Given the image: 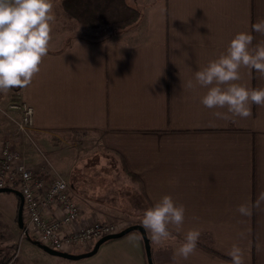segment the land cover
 Listing matches in <instances>:
<instances>
[{"label":"crops","instance_id":"1","mask_svg":"<svg viewBox=\"0 0 264 264\" xmlns=\"http://www.w3.org/2000/svg\"><path fill=\"white\" fill-rule=\"evenodd\" d=\"M75 1L67 0L70 12ZM141 12V24L121 30L122 38L50 46L28 87L0 93V135L13 92L33 108L35 141L62 169L84 223L142 226L143 212L164 195L183 204L185 223L174 239L155 245L145 230L153 264H231L233 244L244 264H264V106L252 105L247 119L218 118L200 103L206 88L185 86L236 33L251 32L254 45L264 41L252 32L264 19V0H147ZM241 77L264 87L254 71L242 69ZM73 137L96 152L65 151ZM104 196L113 204L97 202ZM242 204L250 216L237 211ZM191 228L201 229L196 252L173 261ZM57 259L147 264L138 233L87 259Z\"/></svg>","mask_w":264,"mask_h":264},{"label":"clouds","instance_id":"2","mask_svg":"<svg viewBox=\"0 0 264 264\" xmlns=\"http://www.w3.org/2000/svg\"><path fill=\"white\" fill-rule=\"evenodd\" d=\"M54 23L53 0H0V93L26 88L32 83L49 53ZM252 32L264 36V19L252 25ZM254 39L251 32L236 33L226 51L196 71L194 80L185 85L189 89L206 88L200 103L215 109L213 115L218 118L247 119L252 116V105L264 106V87L250 88L239 83L242 69L254 71L264 79V41L254 45ZM237 211L242 216L252 214V208L246 204ZM185 214L183 204H178L171 195H164L143 212L141 223L152 242L163 245L174 239L173 229L176 233L182 231ZM200 236V228L189 229L175 249L173 261L187 260L193 255ZM228 255L231 264H244V253L238 244L232 245Z\"/></svg>","mask_w":264,"mask_h":264},{"label":"rangeland","instance_id":"3","mask_svg":"<svg viewBox=\"0 0 264 264\" xmlns=\"http://www.w3.org/2000/svg\"><path fill=\"white\" fill-rule=\"evenodd\" d=\"M145 1L147 0H76L70 12L67 0H53L55 23L52 26L50 46L63 48L75 38L91 41L122 38L126 32H120L121 30L131 28L129 25L135 23L136 25L141 24V11H143ZM137 34L140 36V33L137 32ZM19 103L23 102H20L11 92L10 100L3 106L2 111L5 112L7 124L3 131L5 133L0 135V149L2 143L9 140L16 153L30 169L39 171L41 167H47L53 176H59L68 182L63 176L62 169L53 164L47 153L35 141L34 133L28 131L27 135H24L17 131L16 124L20 119V112L11 107ZM69 141L70 144L65 151L74 150L87 154L96 152V149L90 145L85 144L84 146L78 138L73 137ZM38 149H40L39 152ZM110 195L116 196L115 193ZM96 200L104 205L114 202L109 196L100 199L96 197ZM17 207L18 200L14 194L0 193V264H58L59 259L39 250L32 243L33 239L21 237L16 225ZM103 222L112 223L120 229L127 227L116 221Z\"/></svg>","mask_w":264,"mask_h":264},{"label":"built area","instance_id":"4","mask_svg":"<svg viewBox=\"0 0 264 264\" xmlns=\"http://www.w3.org/2000/svg\"><path fill=\"white\" fill-rule=\"evenodd\" d=\"M11 108L20 112L17 131L27 135L32 131L33 108L24 103ZM3 188L15 190L22 197L21 237L31 238L54 251L85 253L103 236L122 230L112 223L82 222L81 210L71 198L67 181L53 176L47 167L39 171L30 169L9 140L0 149V189Z\"/></svg>","mask_w":264,"mask_h":264},{"label":"water","instance_id":"5","mask_svg":"<svg viewBox=\"0 0 264 264\" xmlns=\"http://www.w3.org/2000/svg\"><path fill=\"white\" fill-rule=\"evenodd\" d=\"M0 193H12L17 197L18 207H17V213H16V225L18 229H21L23 225V221H22L23 200H22L21 195L19 194V192L15 190L7 189V188L0 189ZM130 233H138L140 235L142 242H143L146 263L153 264L149 239L146 235L145 229L141 225H138V224L127 226L116 234L103 236L102 238H100L94 243L90 251L81 253V254L61 253V252L54 251L46 246H43L34 240L32 241V243L36 245L37 248H39L40 250H42L44 253H46L49 256L61 258V259L68 260V261H79V260L90 258L93 255H95L99 247L102 244L112 241V240L120 239Z\"/></svg>","mask_w":264,"mask_h":264},{"label":"trees","instance_id":"6","mask_svg":"<svg viewBox=\"0 0 264 264\" xmlns=\"http://www.w3.org/2000/svg\"><path fill=\"white\" fill-rule=\"evenodd\" d=\"M131 234V233H130Z\"/></svg>","mask_w":264,"mask_h":264}]
</instances>
